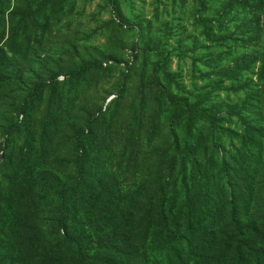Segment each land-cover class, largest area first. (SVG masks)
Instances as JSON below:
<instances>
[{
	"label": "rangeland",
	"instance_id": "1",
	"mask_svg": "<svg viewBox=\"0 0 264 264\" xmlns=\"http://www.w3.org/2000/svg\"><path fill=\"white\" fill-rule=\"evenodd\" d=\"M255 37L264 0H0V47L45 84L18 115L0 85V264H264Z\"/></svg>",
	"mask_w": 264,
	"mask_h": 264
},
{
	"label": "trees",
	"instance_id": "2",
	"mask_svg": "<svg viewBox=\"0 0 264 264\" xmlns=\"http://www.w3.org/2000/svg\"><path fill=\"white\" fill-rule=\"evenodd\" d=\"M260 3H262V0H260ZM30 5V4H28ZM27 8H31V6H27ZM260 30H261V26L259 25V23L257 22L256 23V26H255V35L257 33H260ZM252 39V43H250ZM250 41H248L246 43V48H245V51H244V54L242 56V59H241V62H242V65H243V69L245 71V73L251 71V66H253V63L256 61L257 57L254 56L255 53H257V48L259 51L263 52L262 56H260L258 59L262 62L261 66L259 67V70H258V73H257V78L259 80V84L261 85V87L264 86V43H263V46H260V45H254V41H257V40H260L259 38L255 37V38H251ZM261 42V41H259ZM255 47L254 49H251L250 52L252 51V53H247V50L248 47ZM160 53L162 54H168L169 52L164 50V49H161L159 50ZM16 64L12 62V59L10 56H7L6 53L4 52L3 48L0 47V85L2 86H9L11 85L12 83H16V85L19 86L20 90H22L23 92H25V95H24V99H23V102L21 104H19L17 106V115L18 114H26L27 113V110L30 108V106L34 103V101L42 95L43 93V90H44V87H45V84L43 83H38L36 85H33L31 86L29 89H26L28 86L26 85H23V80H22V77L20 76V74L16 71L15 69V66ZM76 71V70H75ZM77 71H79L77 69ZM76 71V72H77ZM254 84V83H253ZM254 98V97H253ZM252 99V98H251ZM204 113H208V110L206 109H202ZM18 121L16 120V122H14L13 124V128H11L12 130L15 128L14 126L17 127L18 125ZM262 137H264V134H261ZM76 165H77V169L80 171V173L83 172L82 168L81 167V162L80 161H77L76 162ZM75 186H77L75 183L73 184H70L69 186H67L65 188V193L74 189ZM62 204L64 205V207H66V198L63 197L62 199ZM232 210H233V213H236V207H231ZM162 211H165L164 208L162 209ZM169 211H171V209H169ZM163 215L165 217H167L164 212H162ZM171 213V212H169ZM179 217H182V215H179ZM165 220V219H164ZM173 222L174 224L177 226L178 225V213H176L174 215V219H173ZM226 235L229 233L228 230H225L224 232ZM234 237H235V234L233 235H227V240L231 243L234 242ZM70 245L72 246L74 252L77 254V260H88L89 257L86 256L79 244V242L75 239H70ZM243 243L251 248L252 245L250 244H246L244 241ZM94 261V260H93Z\"/></svg>",
	"mask_w": 264,
	"mask_h": 264
}]
</instances>
